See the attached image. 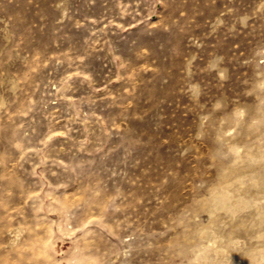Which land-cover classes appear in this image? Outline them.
<instances>
[{
  "label": "rangeland",
  "instance_id": "374dc122",
  "mask_svg": "<svg viewBox=\"0 0 264 264\" xmlns=\"http://www.w3.org/2000/svg\"><path fill=\"white\" fill-rule=\"evenodd\" d=\"M263 121L264 0H0V264H222Z\"/></svg>",
  "mask_w": 264,
  "mask_h": 264
},
{
  "label": "bare ground",
  "instance_id": "6f19581e",
  "mask_svg": "<svg viewBox=\"0 0 264 264\" xmlns=\"http://www.w3.org/2000/svg\"><path fill=\"white\" fill-rule=\"evenodd\" d=\"M252 128L254 130L252 131L255 132L254 127ZM237 134H244V136L248 134L244 128L240 127V123ZM236 138L240 140L242 135ZM238 139L237 141H239ZM227 142H229V146L234 145L236 149L242 148L234 144L233 138ZM255 143L257 144L242 148L240 153L235 152L236 154L239 153L238 156L233 155L231 164L222 169V184L219 188L215 187L210 195L209 231L212 234V239L209 241V245L214 256L223 255L225 257L222 264L229 261L231 263L234 261L236 264H244L246 261L249 264H264V141ZM225 152L227 153V150ZM236 184H238L237 187H235ZM235 208L239 209L236 214H234ZM221 212L224 213L225 218L221 217ZM228 226L229 229L230 226L232 228L227 235H224ZM203 228L205 227L203 226ZM218 237L224 239L222 246L216 242ZM219 242L221 241L219 240Z\"/></svg>",
  "mask_w": 264,
  "mask_h": 264
}]
</instances>
